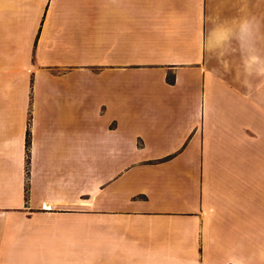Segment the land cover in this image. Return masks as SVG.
I'll return each instance as SVG.
<instances>
[{
    "label": "crops",
    "instance_id": "crops-1",
    "mask_svg": "<svg viewBox=\"0 0 264 264\" xmlns=\"http://www.w3.org/2000/svg\"><path fill=\"white\" fill-rule=\"evenodd\" d=\"M0 264H264V0H0Z\"/></svg>",
    "mask_w": 264,
    "mask_h": 264
},
{
    "label": "trees",
    "instance_id": "trees-1",
    "mask_svg": "<svg viewBox=\"0 0 264 264\" xmlns=\"http://www.w3.org/2000/svg\"><path fill=\"white\" fill-rule=\"evenodd\" d=\"M30 133H29V131H28V133H27V148L29 147V144H30Z\"/></svg>",
    "mask_w": 264,
    "mask_h": 264
}]
</instances>
